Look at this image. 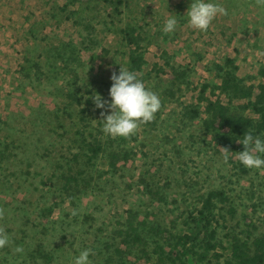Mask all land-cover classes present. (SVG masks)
I'll return each instance as SVG.
<instances>
[{"label":"rangeland","instance_id":"374dc122","mask_svg":"<svg viewBox=\"0 0 264 264\" xmlns=\"http://www.w3.org/2000/svg\"><path fill=\"white\" fill-rule=\"evenodd\" d=\"M67 2L0 0V118L8 123L0 124V140H12L0 187L5 209L0 225L10 244L0 249V263L23 264L29 260L26 253L40 246L48 258L36 259L39 264H72L85 249L91 250V264H116L114 248H124L117 231L130 210L150 225L184 231L187 213L210 189L224 190L235 207V215H227L218 228L224 247L228 235L245 238L249 223L264 232V169H252L237 180L220 147L204 138L200 119L185 115L190 107L203 111L198 100L203 85L209 84L204 96L212 98L211 86L218 84L208 70L213 63L232 58L247 84L264 82L257 77L264 65V8L254 0H206L225 7L228 15L217 16L207 32H200L187 26L193 0H123L118 14L102 0H76L63 7ZM170 15L178 24L164 34ZM126 24L138 27L146 46V64L134 72L159 96L161 108L126 145L133 156L128 162L112 173L99 158L85 169L90 186L66 198L57 182L66 171L63 165L78 152L77 131L87 140L108 137L100 113L111 114L110 109L96 108L91 97L98 93L110 102L112 73L119 75L120 67L129 70V49L119 34ZM171 66L192 69L188 84L171 81ZM69 69L79 76V109H87L89 125L67 123L60 130L56 115L62 121L60 90ZM80 163L71 161L73 170ZM47 207L52 213L44 217ZM17 246L22 253H13ZM137 252L132 251L130 261ZM145 258L139 263L145 264Z\"/></svg>","mask_w":264,"mask_h":264},{"label":"trees","instance_id":"16d2710c","mask_svg":"<svg viewBox=\"0 0 264 264\" xmlns=\"http://www.w3.org/2000/svg\"><path fill=\"white\" fill-rule=\"evenodd\" d=\"M75 1L68 0L63 7ZM102 2L110 6L116 14L121 12L124 5L123 0H102ZM119 34L122 42L129 49L127 54L129 70L142 71L146 64L144 60L146 46L142 45L143 40L138 27L126 24L119 30ZM208 70L218 79V84H213L210 90L212 98L215 99L204 96L209 84L203 85L198 98L204 103L203 111L200 112L197 106L190 107L185 115L190 120L200 119L203 136L205 139L208 138L210 143L213 142L214 145L232 152L228 161L231 164L232 175L240 180L252 169L244 167L236 159L237 152L243 151V145L237 141L249 131L254 137L264 140V82L260 81L256 85L247 84L244 78L238 76V66L232 58H225L222 63H213ZM191 71L192 69L187 66H171V81L177 85L188 84L187 79ZM64 75L60 90L62 104L61 108H58L62 121L60 116L56 115L58 123L56 128L65 130L67 123H71L73 127L87 126L89 125L87 109H79L83 105V94L78 85L79 76L76 71L70 69L65 70ZM257 77L264 79V65L258 68ZM221 96L225 102L220 100ZM0 124L8 125L7 121L1 118ZM148 124L150 123L145 125ZM77 136L78 152H75L70 160L77 164L81 163L75 170L71 166V161L65 163L63 167L66 171L60 172L58 176L57 183L66 198H71L76 192L86 190L90 186V179L85 178L87 174L85 169L94 167L99 158L112 173H115L120 163L124 164L133 157L130 156L131 152L125 149L126 145L137 139L135 136L129 139L107 137L101 142L92 136L91 140H87L80 130L77 131ZM2 139L0 140V187L1 174L7 168L6 164L10 158L7 151L12 141L5 137ZM260 155L264 158V154ZM147 194L153 198L151 190H147ZM159 199L162 200L161 197ZM42 212L44 217H48L52 209L47 207ZM227 215L233 217L235 207L229 195L221 189H210L201 194L197 208L187 213L186 221L183 222L186 226L184 231L173 232L169 228L158 226L156 222L150 225L139 218L138 211L130 210L117 231L119 245H123L124 248L122 250L118 247L114 248L117 257L115 262L140 264L142 257L145 256V264H264V232L257 233V228L250 223L247 225L245 238L228 235L226 238L228 245L223 246L218 237V228ZM136 249L138 252L134 260L130 261L129 257ZM225 250L227 256L223 258ZM26 254L29 260L24 259L23 264H39L36 259L41 258L44 261L48 258L40 246Z\"/></svg>","mask_w":264,"mask_h":264},{"label":"clouds","instance_id":"9594fccd","mask_svg":"<svg viewBox=\"0 0 264 264\" xmlns=\"http://www.w3.org/2000/svg\"><path fill=\"white\" fill-rule=\"evenodd\" d=\"M254 5L264 8V0H254ZM187 26L200 32H207L213 20L217 16H226L228 11L218 3L206 2V0H193L187 12ZM178 21L175 16H169L162 28L164 34H171L176 30ZM264 55V53H262ZM112 85L109 89L110 102L102 100L98 93H94L91 99L96 108L110 109L111 114H100L104 119L102 132L111 138L129 139L135 135L140 127L150 123L155 119V114L161 108L159 96L148 89L144 82L138 78V74L120 67L119 75L115 72L110 77ZM243 145V151L237 152L236 159L248 169H264V140L254 137L249 131L237 141ZM225 163L228 162L232 153L227 148H219ZM77 215L75 209L71 213ZM5 217V209L0 207V220ZM10 244V237L5 227L0 225V249ZM13 253H22L23 248L17 246L13 248ZM90 249L80 252L73 258L72 264H91L89 255Z\"/></svg>","mask_w":264,"mask_h":264}]
</instances>
